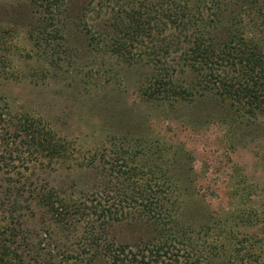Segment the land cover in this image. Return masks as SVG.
<instances>
[{"label":"trees","instance_id":"obj_1","mask_svg":"<svg viewBox=\"0 0 264 264\" xmlns=\"http://www.w3.org/2000/svg\"><path fill=\"white\" fill-rule=\"evenodd\" d=\"M27 1L48 13L49 19L59 10L75 12L88 1L95 23L85 26L95 28L99 58L148 67L137 87L143 101L187 108L206 100L220 107L219 120L247 121L254 128L264 125V0ZM27 36L35 46L46 38L42 32ZM127 135L112 148L121 161L113 167L140 172L146 185L135 177L122 178L124 205L119 201L100 204L95 199V227L83 234L89 237L84 246L91 250L95 264H264V257L253 249L250 234L238 228L252 227L253 221L245 214H212L206 209L203 216L185 217L182 196L187 192L178 191L176 182L183 177L192 180L188 153L183 152L185 165H181L176 162V148L166 141L155 146L140 142L139 135ZM65 147L37 117L20 119L0 106V184L2 190L13 191H0V264H60L57 255L64 256L65 251L59 245L49 248L39 241L41 236L31 240V232L39 234L40 227L35 231L32 223L22 225L11 205L36 204L43 216L50 213L58 227L55 231L65 235L73 227L76 212L62 221L65 204L58 201L53 207L47 199L51 194L72 199L59 196L48 182L39 189L18 169L27 162L11 154L33 155L52 163L62 159ZM107 165L101 161L102 168ZM171 168L177 175L171 174ZM105 171L109 177L120 174L110 163ZM28 228L32 229L26 234ZM119 228L124 229L122 235Z\"/></svg>","mask_w":264,"mask_h":264},{"label":"rangeland","instance_id":"obj_2","mask_svg":"<svg viewBox=\"0 0 264 264\" xmlns=\"http://www.w3.org/2000/svg\"><path fill=\"white\" fill-rule=\"evenodd\" d=\"M86 2L75 12L59 10L49 19L48 13L27 0H0V106L20 119L37 117L66 145L62 159L52 163L33 155L11 156L27 162L18 169L39 189L48 182L58 189L59 196L72 199L51 193L47 199L53 207L58 201L65 204L62 221L76 212L73 227L64 235L55 231L58 227L50 213L43 216L36 204L20 208L12 203L22 225L32 223L35 231L40 227L39 234L31 232V240L41 236L39 241L49 248L59 245L65 251L64 256L57 255L60 264H95L91 250L84 246L89 237L83 235L95 227V199L100 204L119 201L124 205L122 178L135 177L146 185L140 172L121 171L123 167H117L121 161L113 153L122 137L133 134L149 145L157 146L162 140L171 144L181 165H185L183 152L189 154L186 163L191 166L188 174L192 180L182 176L176 182L178 191L187 192L182 196L185 217L203 216L206 209L212 214H245L253 221L252 227L238 228L250 234L253 249L264 257V125L254 128L247 121L230 124L219 120L220 107L206 100L187 108L143 101L137 87L148 67L99 58L102 54L95 53V28L85 26L95 23L92 6ZM28 32H42L46 38L35 46ZM101 161L108 165L102 168ZM109 163L120 174L105 176ZM170 172L177 175L173 168ZM2 188L0 184V191ZM4 192L13 191L6 187ZM32 228H26L25 233ZM123 231L117 230L119 235ZM196 244L201 247L199 241Z\"/></svg>","mask_w":264,"mask_h":264}]
</instances>
